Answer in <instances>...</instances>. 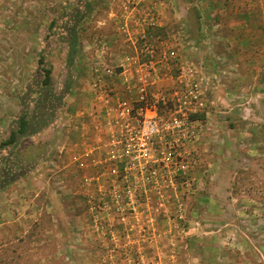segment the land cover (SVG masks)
I'll list each match as a JSON object with an SVG mask.
<instances>
[{"label":"rangeland","instance_id":"rangeland-1","mask_svg":"<svg viewBox=\"0 0 264 264\" xmlns=\"http://www.w3.org/2000/svg\"><path fill=\"white\" fill-rule=\"evenodd\" d=\"M0 264H264V0H0Z\"/></svg>","mask_w":264,"mask_h":264},{"label":"trees","instance_id":"trees-1","mask_svg":"<svg viewBox=\"0 0 264 264\" xmlns=\"http://www.w3.org/2000/svg\"><path fill=\"white\" fill-rule=\"evenodd\" d=\"M190 1V0H189ZM55 25V20H53L50 23V27H53ZM75 38V35H74ZM75 43V42H74ZM74 46V45H73ZM37 64H38V69L39 71H41L42 73V80H41V86L42 87H50L52 84V68L47 64L46 62V58L44 55H39L38 59H37ZM28 114L27 113H22L19 120H18V126L15 130H12L8 137L1 142V146H10L13 145L14 143L17 142V140L24 136L25 134L28 133L29 131V118H28ZM189 121L190 122H197V121H203L204 119H206V115L204 113H198L196 112H192L189 114Z\"/></svg>","mask_w":264,"mask_h":264},{"label":"built area","instance_id":"built-area-1","mask_svg":"<svg viewBox=\"0 0 264 264\" xmlns=\"http://www.w3.org/2000/svg\"><path fill=\"white\" fill-rule=\"evenodd\" d=\"M141 135L140 137L138 135ZM158 134V131L156 130V128L154 127V120L150 117L148 120L147 125L145 126V128L143 129V131H136L131 133L132 137H139L141 139V141L143 140L144 143H142L141 145L139 144V142H136V144L138 145V155L137 158L140 157L142 158L146 163L148 162V157L150 156V149H149V145H150V141L151 139ZM146 163L145 165H142L143 168L146 167ZM142 163H140L141 165Z\"/></svg>","mask_w":264,"mask_h":264}]
</instances>
